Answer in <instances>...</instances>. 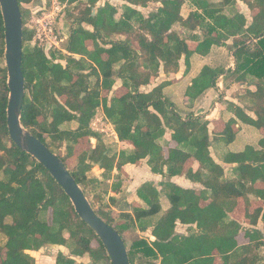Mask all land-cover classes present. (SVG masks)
I'll return each mask as SVG.
<instances>
[{
    "label": "trees",
    "instance_id": "trees-1",
    "mask_svg": "<svg viewBox=\"0 0 264 264\" xmlns=\"http://www.w3.org/2000/svg\"><path fill=\"white\" fill-rule=\"evenodd\" d=\"M32 1L18 0L23 21L25 80L20 122L50 151L64 146V154L57 155L67 168V160L79 142L96 139L94 147L78 155L76 170H70L85 195L89 184L101 185L112 178L109 190L120 193L122 167L145 158L152 173L170 176L180 175L188 158L193 157L199 164L195 175L190 171L186 175L201 182L207 192L197 195L170 181L161 182L170 207L155 221L153 217L161 211V192L152 183L137 189L145 207H132V214L120 213L119 224H113L109 207L106 210L91 204L96 214L122 237L130 264H214L216 256L223 258L221 264H264L261 232L245 228L234 219L225 220L242 198L249 223L256 225L259 218L264 222V0H241L251 11L256 10L249 24L237 0H192L200 12H191L186 18L181 15L185 0H123L118 19V8L108 2L96 7L97 0H59L75 4L68 15L73 27L65 39V63L50 60L40 47H27L32 31L25 26L26 10L22 4ZM150 2L159 6L144 15L137 7L145 8ZM178 26L184 33L179 32ZM228 39H232L229 50L234 69L224 73L204 66L185 96L194 100L206 89L214 88L221 75L224 81L232 79L255 87L253 91L244 88L242 96L249 99L247 105L228 103L238 120L262 134L257 148L246 146L242 152L229 153L224 158V162L236 164L233 178H226L223 167L210 155L208 122L193 115L183 119L164 96L163 89L172 84L171 80L149 91L142 89L159 76L161 68L166 75L175 74L184 58L187 71L192 54L207 55L213 45H224ZM4 50L0 10V236L5 239L0 245V264H35L27 250L38 251L45 245H62L75 257L88 255L92 264H111L99 237L77 215L62 187L9 137ZM118 79L126 91L119 96L112 94L110 100L102 97L101 91H111ZM99 107L113 124L117 138L132 142L130 152L110 153L103 138L90 128ZM247 111H252L255 118ZM73 122L75 128H66ZM235 123L232 118L226 121L217 137L232 142ZM167 131L177 145L168 148L166 155L158 140ZM91 162H100L104 170L100 179L91 171ZM257 182L263 187H255ZM201 197L210 198L209 204L200 207ZM252 199H259L261 205L249 211ZM109 201L115 204L117 198L109 196ZM49 209L50 221L41 217ZM178 222L196 224V232L176 233ZM135 225L141 231L151 227L155 239L148 242L138 237ZM241 232L248 243L238 245L236 236ZM93 240L97 241L96 247L91 245ZM70 255L58 251L54 264H83Z\"/></svg>",
    "mask_w": 264,
    "mask_h": 264
},
{
    "label": "crops",
    "instance_id": "crops-1",
    "mask_svg": "<svg viewBox=\"0 0 264 264\" xmlns=\"http://www.w3.org/2000/svg\"><path fill=\"white\" fill-rule=\"evenodd\" d=\"M117 3H112L110 0H97L96 7L103 6L106 2L118 8V13L116 14V19H118L121 15V6L125 2L123 0H117ZM218 0L216 2H220ZM62 3V2H61ZM67 4V3H65ZM71 9L75 4H67ZM152 6V7H151ZM159 4L150 2L147 7H137L144 15H148V13L152 10H155ZM237 6L240 9V12L244 13V10H248L250 12V17L244 15L247 18V24H249L252 20V15L256 12L251 11L248 6L241 0H237ZM96 8H93L92 14H94ZM197 10L196 6L193 4L192 0H185L181 8L182 17L186 18L189 13L195 12ZM69 18V17H68ZM71 19V18H69ZM89 30H92L90 26H87ZM179 32L184 33V30L181 27H177ZM199 32V30H197ZM196 31V32H197ZM65 39L67 35L64 34ZM232 43V39H228L225 44L213 45L211 47L210 52L207 55H200L194 53L189 58V69L186 70V65L184 63V58L180 60L179 70L175 74L166 75L162 68L160 69L159 76L155 78V80L144 86L142 89L145 91L151 90L156 85L162 83L166 80H171L172 84L166 86L163 89L164 96L169 99L175 107V110L179 113V115L185 119L189 115L202 117L205 121L208 122L209 136H210V146L209 152L213 160L221 165L224 169V176L226 178H233L235 176V172L233 171L235 167V163H226L224 162V158L229 153H239L242 152L246 146H253L255 148L258 147V141L261 138V131L257 130L254 126L243 123L238 120L231 110L228 109V103L232 102L236 105L243 106L249 103V99L243 97V93H239V89H244L248 87L252 91L255 87L248 86L247 84H240L231 80H225L223 75H221L216 82V86L214 88L206 89L200 96L195 98L194 100H190L186 98L185 92L187 88L191 85L192 80L200 73L201 69L204 66H208L214 69H221L224 73L229 70H233L235 67V61L232 56V51H230V45ZM90 44V43H89ZM78 57V56H77ZM105 58V55H103ZM102 91H105L106 94L102 95ZM101 96L110 97L112 94L117 96L123 94L126 89L122 86V82L120 79L116 80L114 83L112 90H102ZM101 114V115H98ZM247 114L253 118L255 115L252 111H247ZM95 118V120H93ZM92 119V121H96L101 118L106 123V130L100 136L103 138V142L110 153H116L119 155L121 151L130 152L133 148V144L129 140H119L117 138V134L114 130L113 124L106 118L102 107H99L96 110V114ZM235 119L236 123L234 124V131L236 133L235 138L232 142L226 143L217 137L224 127L225 122L229 119ZM91 121V122H92ZM92 122V123H93ZM75 125L71 128H75ZM91 125V123H90ZM67 128V124H66ZM110 139V140H109ZM90 146H95L97 141L95 138H90ZM160 145H162L165 154L167 155L168 148L175 147L177 143L171 139L170 131H167L164 136L158 140ZM92 163V162H91ZM93 165V163H92ZM96 166L98 171L93 170L92 172L100 179L103 173V168L100 167V162L94 164L93 167ZM199 164L193 158H188L184 164L182 173L177 176H170L167 173L165 175L152 173L150 166L147 163V158L142 159L134 164L127 163L122 169V178H123V186L122 191L118 194L109 191V196H113L117 198L116 203L113 205L115 211L120 213H130L132 214V207H145L144 203L137 196V189L144 183H152L158 191L161 192L159 201L161 206V211L159 214L153 217V221L159 218V216L170 207V203L166 194L162 190L161 182L170 181L175 185L183 188V189H191L199 195L201 192H207L205 187L201 182L196 180L195 178H191L186 175L187 171H190L192 175L198 171ZM94 169V168H92ZM116 173V170L113 171V174ZM113 180V178H112ZM255 187H263L262 183L257 182ZM208 195V193H207ZM259 200V199H258ZM254 200L252 207L249 211H251L254 207L260 206L261 201ZM210 202V198L201 197L199 200V206L204 207L208 205ZM121 221L122 219L119 218ZM236 220L239 223L244 224L245 228L248 229H257L264 236V222L261 218L258 219L256 225H252L245 217V209L244 202L242 198L238 199V203L236 204L234 210L227 214L226 221ZM196 224H182L180 222L177 223L175 232L183 235H189L193 232H196ZM135 232L138 237L147 239L148 242L153 241L155 239L154 236L151 235V227H149L146 231H141L135 225ZM236 240L238 245H243L248 243V240L244 237L243 232L239 233L236 236ZM42 249V248H41ZM27 250V253L35 258V264H54L56 255L58 251H61L63 254L68 255V248L64 247V250L61 249L58 245L49 246L45 245L42 250ZM86 262L82 260H77V262H82L83 264H92L89 256L84 255ZM223 262V258L220 256H216L214 260V264H221ZM158 263V262H157ZM159 264V263H158Z\"/></svg>",
    "mask_w": 264,
    "mask_h": 264
},
{
    "label": "water",
    "instance_id": "water-1",
    "mask_svg": "<svg viewBox=\"0 0 264 264\" xmlns=\"http://www.w3.org/2000/svg\"><path fill=\"white\" fill-rule=\"evenodd\" d=\"M0 10L4 25V62L9 89L6 108L9 137L17 147L41 163L62 187L77 215L99 237L110 263L130 264L125 243L118 231L96 214L82 188L76 183L61 158L21 124L20 117L25 96V80L22 72V14L18 0H0ZM58 246L64 250V246ZM76 258L83 262L87 261L85 257Z\"/></svg>",
    "mask_w": 264,
    "mask_h": 264
},
{
    "label": "rangeland",
    "instance_id": "rangeland-1",
    "mask_svg": "<svg viewBox=\"0 0 264 264\" xmlns=\"http://www.w3.org/2000/svg\"><path fill=\"white\" fill-rule=\"evenodd\" d=\"M110 2L117 3L118 1L110 0ZM22 7L23 9L26 10L24 16L25 26L27 27L28 30L32 31V38L27 43V47L29 48L40 47L43 49V51L50 60L55 62L65 63V61L62 58V55H67L68 52L65 49L66 40L64 34L68 36V34L70 33V29H72L73 27V25L69 22V18H68V15L71 13L72 10L71 7L61 2H59V7H57V5H54L52 3V0H33L30 3H23ZM225 11L228 12V8H226ZM244 13L246 14V16H248V18L250 17V12L248 10H244ZM49 29L53 30V36H55L56 39H48V41L46 40L45 37H52ZM38 35H40L44 40L40 41L38 39ZM238 92L243 93L244 89L243 88L239 89ZM104 94H106V92L102 91V95ZM93 120H95V118ZM74 125H75L74 123L67 124V127L70 128ZM91 127L96 128L95 126L90 125V128ZM93 131L98 133L99 135L100 133L106 135V133L100 132L98 130H93ZM89 147H90V141L81 140L79 142L77 147H75L73 156L69 157V159L67 160L69 170L71 171L76 170V166L78 164V155L82 151H86ZM64 149L65 148L63 146L59 150H55L53 153L55 154L60 153V155H63ZM93 168L94 169H91V171L93 170L98 171L96 166H94ZM112 181H113L112 179L108 180V182L104 181L103 184L101 185L89 184V186L85 189V193L89 202L93 204L95 208L103 207L104 209L107 210L109 207L111 209V215L114 218L113 224H119L121 222V220L119 219V214L113 208L114 203L110 204L109 201V191H110L109 189H110V183H112ZM50 213H51V209H49L48 212H45L43 215H41V217L50 221L51 220ZM65 236L67 237L68 234H65ZM4 240H5L4 237L0 236V245H3ZM91 245L93 247H96L97 241L93 240L91 242ZM70 256L71 258L78 260L75 256L73 255Z\"/></svg>",
    "mask_w": 264,
    "mask_h": 264
},
{
    "label": "built area",
    "instance_id": "built-area-1",
    "mask_svg": "<svg viewBox=\"0 0 264 264\" xmlns=\"http://www.w3.org/2000/svg\"><path fill=\"white\" fill-rule=\"evenodd\" d=\"M59 2H60L59 0H52V3L54 5H57V7H59ZM49 30L51 32V36L52 37H45L46 40L48 41V39H56V37L53 36V30L52 29H49ZM38 39L40 41H43L44 40L40 35H38ZM34 40H37V39H34ZM91 126H95L96 127V128L91 127L92 130H98L100 132H105V130H106V123L101 118H99L96 121H94L93 123H91Z\"/></svg>",
    "mask_w": 264,
    "mask_h": 264
},
{
    "label": "flooded vegetation",
    "instance_id": "flooded-vegetation-1",
    "mask_svg": "<svg viewBox=\"0 0 264 264\" xmlns=\"http://www.w3.org/2000/svg\"><path fill=\"white\" fill-rule=\"evenodd\" d=\"M47 56V55H46ZM48 58V57H47ZM55 62V61H54Z\"/></svg>",
    "mask_w": 264,
    "mask_h": 264
}]
</instances>
